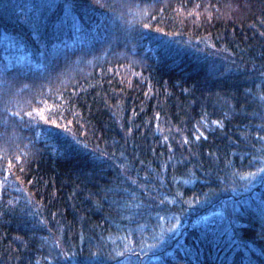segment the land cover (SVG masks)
<instances>
[{
  "label": "trees",
  "instance_id": "1",
  "mask_svg": "<svg viewBox=\"0 0 264 264\" xmlns=\"http://www.w3.org/2000/svg\"><path fill=\"white\" fill-rule=\"evenodd\" d=\"M259 167L264 0H0V264H264Z\"/></svg>",
  "mask_w": 264,
  "mask_h": 264
},
{
  "label": "snow or ice",
  "instance_id": "2",
  "mask_svg": "<svg viewBox=\"0 0 264 264\" xmlns=\"http://www.w3.org/2000/svg\"><path fill=\"white\" fill-rule=\"evenodd\" d=\"M37 114L40 116V118H44L46 119V117H43L42 114H40L39 110H36ZM16 115H19V113H16ZM28 116H33V113L32 112H29L27 113ZM199 137H197L198 139ZM261 173H264V167H259L257 168V171L256 172H248L246 174V177L248 178H255L258 174H261ZM171 231V229H170ZM156 245L154 244H150V245H147L148 249L151 250L152 248H154ZM145 255H147V253H144ZM121 255H123V253H121Z\"/></svg>",
  "mask_w": 264,
  "mask_h": 264
}]
</instances>
